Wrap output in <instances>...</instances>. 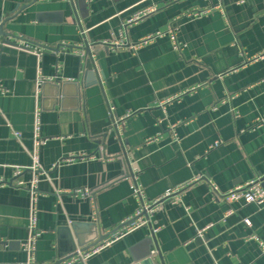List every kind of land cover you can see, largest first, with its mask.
Listing matches in <instances>:
<instances>
[{"label":"crops","instance_id":"1","mask_svg":"<svg viewBox=\"0 0 264 264\" xmlns=\"http://www.w3.org/2000/svg\"><path fill=\"white\" fill-rule=\"evenodd\" d=\"M1 25L16 45L0 41V264L27 262L17 184L33 178L38 106V264H57L60 227L132 220L133 175L148 204L192 183L74 264H264V205L211 188L264 176V0H0Z\"/></svg>","mask_w":264,"mask_h":264},{"label":"built area","instance_id":"2","mask_svg":"<svg viewBox=\"0 0 264 264\" xmlns=\"http://www.w3.org/2000/svg\"><path fill=\"white\" fill-rule=\"evenodd\" d=\"M204 11H194L193 13L189 14L192 16H201ZM140 19L139 15L132 18L129 23H134ZM158 36H161V33H158ZM153 37H149L147 39H144L143 41L139 42V45L145 44L148 41H150ZM18 47L28 50L30 52H34L38 57H41L42 52L44 49L42 48H31L30 45H19ZM134 48L137 47L133 46ZM176 48H178V45L176 44ZM41 108L38 106L35 110V124H34V150L32 152V159H33V166L31 168L33 172V178L29 184L24 182H19L17 184L18 187L24 188L28 191L30 196V206H29V215H28V232L29 236L27 241L23 244V250L26 252L27 255V262L26 264H38L36 260V251H37V242L39 238L44 233L38 228V197H39V191H38V183H39V176L40 174L44 173L41 170L40 166V159H39V149L42 145L46 143V140L42 138L41 136ZM21 173V170L17 169L16 175H19ZM202 177H198L195 181H200ZM192 183V182H191ZM182 186L181 189L176 191H168L166 194L160 198L159 200L148 204L143 201V192L142 187H140L137 183L135 175H133V191L134 196L136 198L141 199L142 205L137 211L135 217L133 218L134 221L131 222L129 225L126 226V229L128 232H131L141 226H144L150 222L151 215L157 210V208L167 201H172L174 198L177 197L178 193L186 188L188 185ZM211 184V183H210ZM211 188L213 189V192L219 196V198L228 203L231 204L233 202L243 201L246 204H257V205H264V176H260L250 182H247L245 184L236 186L234 189L230 190L227 193H220L219 189H217L214 185L211 184ZM84 196L91 197L90 193L85 191L83 192ZM132 219V220H133ZM130 221V220H129ZM247 224H250L248 220H246ZM200 236L203 235V232H198ZM125 235L124 232L117 233L112 235L113 239H106L102 241L101 243L89 248L86 251H78L77 255L73 256L70 259H66L62 261L59 264H74L76 262H84L88 258H90L93 255L98 254L102 249L109 246L114 240L119 239ZM262 247L264 250V243H262Z\"/></svg>","mask_w":264,"mask_h":264},{"label":"water","instance_id":"3","mask_svg":"<svg viewBox=\"0 0 264 264\" xmlns=\"http://www.w3.org/2000/svg\"><path fill=\"white\" fill-rule=\"evenodd\" d=\"M10 34H8L4 30V25L0 26V41L6 45H16L13 42L9 41L7 38ZM86 51V59H85V74H89L93 76V81H99V76L94 72V62L92 59V53L87 45L84 49ZM133 220L122 224L119 228L115 229L112 233L107 235H102L98 231V227L96 224H84V223H73L70 226H63L58 228L57 230V242H56V257L59 259L57 264L61 263L66 259H70L73 256L77 255V251L81 252L88 250L89 248L101 243L102 241L108 239L116 232H118L121 228L129 225ZM85 228L90 232L88 236L84 235L83 232ZM86 230V231H87ZM138 264H153V261L150 257H147Z\"/></svg>","mask_w":264,"mask_h":264}]
</instances>
